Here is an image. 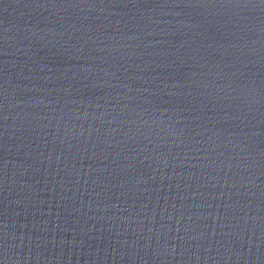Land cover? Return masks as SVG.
Instances as JSON below:
<instances>
[{"label":"water","instance_id":"95a60500","mask_svg":"<svg viewBox=\"0 0 264 264\" xmlns=\"http://www.w3.org/2000/svg\"><path fill=\"white\" fill-rule=\"evenodd\" d=\"M0 262L264 264V4L0 0Z\"/></svg>","mask_w":264,"mask_h":264},{"label":"snow or ice","instance_id":"6c2138e0","mask_svg":"<svg viewBox=\"0 0 264 264\" xmlns=\"http://www.w3.org/2000/svg\"><path fill=\"white\" fill-rule=\"evenodd\" d=\"M261 4H264V0H260ZM254 6V5H253ZM0 264H2V262H0Z\"/></svg>","mask_w":264,"mask_h":264},{"label":"clouds","instance_id":"9594fccd","mask_svg":"<svg viewBox=\"0 0 264 264\" xmlns=\"http://www.w3.org/2000/svg\"><path fill=\"white\" fill-rule=\"evenodd\" d=\"M5 264H6V262H5Z\"/></svg>","mask_w":264,"mask_h":264}]
</instances>
